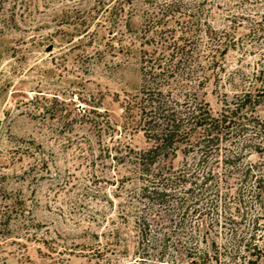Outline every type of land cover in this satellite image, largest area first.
I'll return each instance as SVG.
<instances>
[{
    "label": "rangeland",
    "instance_id": "obj_1",
    "mask_svg": "<svg viewBox=\"0 0 264 264\" xmlns=\"http://www.w3.org/2000/svg\"><path fill=\"white\" fill-rule=\"evenodd\" d=\"M164 1L169 3L0 0V264H139L136 219H148L153 242L176 225L182 211L177 195L189 181L161 204L142 197L125 146L145 148L148 142L141 132L120 125L124 100L141 88L143 57L156 56L164 43L148 26L144 9ZM180 4L164 25L175 28V38L180 35L175 20L200 12L217 29L216 45L235 39L229 42L234 47L214 56L207 36L189 43L190 50L200 47L207 55L201 65L209 77L197 91L210 109L219 112L224 100L255 87L264 101V73L259 75L264 0ZM194 64L191 60L188 67ZM253 112L263 119L264 102ZM250 123L239 136L223 139L218 153L197 167L202 173L211 166L215 174L207 192L234 193L239 185L234 167L245 162L264 168V150L255 149L264 143V127ZM242 144L245 154L231 168L224 157ZM196 160L178 150L160 157L156 166L182 170ZM200 189L194 184L188 197L201 196ZM209 220L188 210L180 233L199 227L222 243L224 227Z\"/></svg>",
    "mask_w": 264,
    "mask_h": 264
},
{
    "label": "trees",
    "instance_id": "obj_2",
    "mask_svg": "<svg viewBox=\"0 0 264 264\" xmlns=\"http://www.w3.org/2000/svg\"><path fill=\"white\" fill-rule=\"evenodd\" d=\"M148 6L144 9L148 26L159 38H164V43L160 49H155L159 50L156 56L146 54L143 57L141 88L122 104L121 127L126 132H141L148 142L145 148L127 144L125 157L132 164L139 184L137 191L146 200L161 204L167 197L177 194L176 188L183 181L188 180L189 185H181L183 194L177 195L182 211L178 212L176 225L169 230L163 229L158 241L153 242L150 237L148 219L144 216L136 219V260L139 264H264V224L261 221L264 219V168L250 162L236 166L235 162L245 154L242 144L224 157L231 168L236 166L239 175V185L234 193L226 190L220 194L218 189L207 192L210 186L205 187L215 174L211 166L202 169V173L198 171L204 162L218 153L223 139L244 133L250 122L253 126L259 125V130L264 127V118L253 115L255 105L264 102L259 99L260 88L246 89L231 102L224 100L221 110L214 113L197 91L209 77L201 65L207 55L201 53L200 47L190 50L189 43L194 38L200 41L201 35L207 36L211 40L207 45L208 53L214 56L218 50L234 47L235 44L229 45V42L235 39L216 45L217 29L200 12L193 14L191 20H175L180 24V35L175 38V28L164 25L170 16H174V11L181 8L180 0L149 3ZM116 9L124 10L122 6ZM191 60L196 63L194 67H188ZM263 73L264 63L259 75ZM255 149L264 150V143L257 142ZM178 150L195 156V167L187 164L186 169L175 170L156 166L160 157L174 156ZM194 184L203 187L204 191L201 196L190 199L187 192ZM188 210L196 217L209 216L208 224H221L224 241L218 243L214 237L208 239L206 231L199 227L180 233L183 216ZM164 224L165 221L159 227ZM216 233L221 231L218 229Z\"/></svg>",
    "mask_w": 264,
    "mask_h": 264
}]
</instances>
